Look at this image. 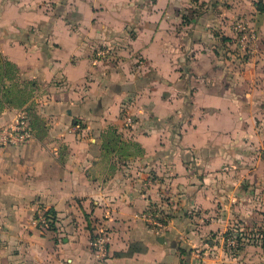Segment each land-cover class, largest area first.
Returning <instances> with one entry per match:
<instances>
[{
  "label": "crops",
  "instance_id": "0c3cea01",
  "mask_svg": "<svg viewBox=\"0 0 264 264\" xmlns=\"http://www.w3.org/2000/svg\"><path fill=\"white\" fill-rule=\"evenodd\" d=\"M0 54L34 82L0 113L33 128L0 147V264H222L208 250L264 181V0H0ZM108 126L143 150L124 170L101 160Z\"/></svg>",
  "mask_w": 264,
  "mask_h": 264
},
{
  "label": "rangeland",
  "instance_id": "374dc122",
  "mask_svg": "<svg viewBox=\"0 0 264 264\" xmlns=\"http://www.w3.org/2000/svg\"><path fill=\"white\" fill-rule=\"evenodd\" d=\"M33 95V94H32ZM30 114L32 115V118L34 116V111H29ZM40 130L42 128L39 126L38 127ZM139 156L137 154L133 155L131 158L128 159H122L119 161H116V166L115 169H112L113 172L116 170L122 169L126 166H128L131 162L133 161L134 158ZM122 164H124L122 166ZM124 172L127 173H132L129 172L128 170H125ZM112 174V173H111ZM255 188V186H254ZM252 189L253 190V198L256 200L255 202L251 203L253 210L255 211V214H253V217L251 218V224H245L243 223V226H232L231 228H228L224 233L228 232L229 237H233L235 239H241L238 243V247H231L226 243V237L224 238V233L222 238L223 244L219 246V249L215 248V250H208L207 255L208 256H219L220 259L222 260V264H264V181L259 184L258 187ZM257 196V197H256ZM157 207H152V208H147L144 211L140 213L145 214V212H150V214L144 215V217H141L142 220L146 223V225L150 226H155L161 228V226L157 223H154L155 220L158 222L164 221L165 218V213L164 209L160 208V213L159 215L157 214L159 212ZM161 214V215H160ZM36 215H34V218ZM154 220V221H153ZM101 231H98L92 236V242L95 240V237L98 233ZM161 232V229L160 231ZM107 243V242H106ZM106 243H105V248H106ZM93 248L95 249L94 245L92 244ZM256 247H259L257 249ZM104 248V251H105ZM236 248V250H235ZM260 256H259V255Z\"/></svg>",
  "mask_w": 264,
  "mask_h": 264
},
{
  "label": "trees",
  "instance_id": "16d2710c",
  "mask_svg": "<svg viewBox=\"0 0 264 264\" xmlns=\"http://www.w3.org/2000/svg\"><path fill=\"white\" fill-rule=\"evenodd\" d=\"M33 85V81H26L20 77L19 69L15 63L0 54V113L6 108L21 107L26 104L33 94ZM100 149L101 160L109 163L111 168H115L116 161L143 153L138 143L124 139L112 126H108L101 132ZM46 212L56 218L52 209L48 208ZM49 228L54 230L55 224L50 222ZM227 235L228 232L224 233V238Z\"/></svg>",
  "mask_w": 264,
  "mask_h": 264
},
{
  "label": "built area",
  "instance_id": "2783aa9c",
  "mask_svg": "<svg viewBox=\"0 0 264 264\" xmlns=\"http://www.w3.org/2000/svg\"><path fill=\"white\" fill-rule=\"evenodd\" d=\"M232 28L235 32L236 42L240 47L244 49L247 48L249 42L255 38L253 31L246 28V25L241 21L234 22ZM108 51L109 50L107 47H98L96 49V58L100 59L107 56ZM126 121L130 122L131 118L127 116ZM32 136L33 128L30 123L29 115L27 111H25V109H21L19 110L14 121L0 127V147L22 145L28 142L32 138ZM149 214L150 212H145V214H141V217H144V215L148 216ZM34 221L36 227L40 230V232L44 233L45 231L50 230V222H53L55 224L56 218L48 215L45 210L36 213ZM156 222L157 221L155 220L154 223ZM225 241L231 247H237L239 246L238 242L241 241V239L240 237L239 239L229 237L228 234ZM106 242L107 235L103 230H101V232L96 235L95 240L92 242V244L94 245L96 251H104Z\"/></svg>",
  "mask_w": 264,
  "mask_h": 264
},
{
  "label": "water",
  "instance_id": "95a60500",
  "mask_svg": "<svg viewBox=\"0 0 264 264\" xmlns=\"http://www.w3.org/2000/svg\"><path fill=\"white\" fill-rule=\"evenodd\" d=\"M159 239L162 240V236H159Z\"/></svg>",
  "mask_w": 264,
  "mask_h": 264
}]
</instances>
